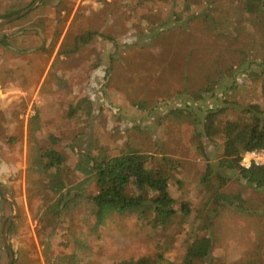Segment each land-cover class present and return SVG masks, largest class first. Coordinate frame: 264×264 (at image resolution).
Instances as JSON below:
<instances>
[{"label": "rangeland", "instance_id": "rangeland-1", "mask_svg": "<svg viewBox=\"0 0 264 264\" xmlns=\"http://www.w3.org/2000/svg\"><path fill=\"white\" fill-rule=\"evenodd\" d=\"M32 1L0 0V19L27 8ZM61 1L73 11L57 50L47 57L40 48L44 39L51 40ZM153 3L147 7L136 6L137 0H49L26 17L1 26L0 39L7 36L9 46L0 45V183L29 217L25 127L36 110L41 112L44 132L54 130L62 135V151L69 153L65 147L69 142L78 153L129 142L177 162L175 177L180 187H171L173 196L178 201L189 199L195 212L211 210L208 192H201L206 162L197 152L199 117L178 121L170 112L190 107L203 117L231 100L263 103L264 27L258 18L253 21L244 16L233 1H221L208 11L199 0H191V11L178 19L174 13L181 11V5L170 7L162 0ZM90 31L101 36L76 53L61 55L53 66L61 45L72 47L77 37ZM84 97L94 103L91 121L77 125L63 121L67 106ZM135 103L145 104V109L135 108ZM11 135L24 137L8 144L6 137ZM206 146L209 152L213 150L212 144ZM69 155L75 162L74 153ZM223 190L241 194L252 213L231 208L220 211L214 220L209 261L264 264V191L252 190L237 179ZM12 215V205L0 198V264L9 262L2 237ZM86 217L79 218L81 224L87 222ZM30 226L33 243L27 246L14 231L9 233V242L20 254L37 247L41 264H45L44 249L34 233L36 223ZM86 230L83 225L82 232ZM147 230L136 218L112 219L88 239L94 264L154 254V240ZM78 237L82 240V234ZM63 242L67 240L59 234L52 240L54 252H63ZM184 244H174L166 256L179 260ZM74 247L70 245L71 250Z\"/></svg>", "mask_w": 264, "mask_h": 264}, {"label": "trees", "instance_id": "trees-1", "mask_svg": "<svg viewBox=\"0 0 264 264\" xmlns=\"http://www.w3.org/2000/svg\"><path fill=\"white\" fill-rule=\"evenodd\" d=\"M48 1L43 0L41 5ZM154 1L137 0L136 6L149 7ZM162 1L170 7L182 6L179 13H174L175 19L193 8L191 0ZM199 1L209 11L224 0ZM228 1L240 6L244 16H250L251 20L258 18L264 27V0ZM61 4L62 1L57 6L51 40L44 39L40 48L47 57L57 50L73 11L72 7ZM25 8L1 18L12 17ZM210 18L209 14L206 19ZM98 36L101 34L90 31L77 37L72 47L61 45L53 66L57 65L61 55L78 52ZM7 39V36H3L0 45L8 47ZM260 89L264 96V80ZM245 99L227 101L217 109L208 110L203 117L192 113L190 107L175 108L170 112L171 117L178 121L196 120L199 117L197 152L206 162L201 192L209 193L206 196L209 195L208 200L212 205L207 213L195 212L189 199L178 201L173 196L171 187H180L175 177L179 167L177 162L144 152L129 142L89 148L80 153L69 142L65 147L69 153H74L75 162H72L69 153L60 149L62 135L54 130L44 132L45 123L41 112L36 110L25 127V185L31 215L29 217L19 206L20 214L13 221L9 233L14 231L17 236H22L28 246L30 241H35L30 226L31 222H35L34 233L44 249L45 264H94L88 244L91 235L99 233L114 218H136L148 227L156 251L154 254L144 253L138 257L115 260L111 264H214L209 258L213 252L216 216L226 208L252 213L247 207L248 200L241 194L223 190L227 183L237 179L252 190L264 191V166L245 169L240 165L245 152L264 149V99L263 103ZM134 105L140 110L146 106L143 103ZM93 115V100L84 97L70 103L62 117L69 125H77L81 121L89 123ZM23 137L11 135L6 140L8 144H15ZM207 143L212 144L211 152ZM0 198L7 202L1 193ZM85 215H88L87 222L81 224L79 218ZM83 225L87 226L86 233L82 232ZM79 233L82 240L78 237ZM58 234L67 240L62 244L65 249L61 253L54 252L52 248V240ZM181 241L185 242V249L180 259L173 260L166 256L174 244ZM71 244L75 246L73 250L70 249ZM29 249L28 254H20L13 249L14 264H41L37 247Z\"/></svg>", "mask_w": 264, "mask_h": 264}, {"label": "water", "instance_id": "water-1", "mask_svg": "<svg viewBox=\"0 0 264 264\" xmlns=\"http://www.w3.org/2000/svg\"><path fill=\"white\" fill-rule=\"evenodd\" d=\"M43 0H35L30 6H28L26 9L21 11L18 14L13 15L9 18L0 19V27L1 26H7L11 23H14L24 17H26L29 13L34 11L42 2ZM0 193L4 197L5 200H7L13 207V215L9 218L8 222L5 225L4 231H3V237L2 241L4 246L6 247L8 253H9V262L8 264H14L15 255L13 248L11 247V244L9 242V230L13 223V221L19 216L20 210L19 206L16 203L13 195L0 183Z\"/></svg>", "mask_w": 264, "mask_h": 264}, {"label": "built area", "instance_id": "built-area-1", "mask_svg": "<svg viewBox=\"0 0 264 264\" xmlns=\"http://www.w3.org/2000/svg\"><path fill=\"white\" fill-rule=\"evenodd\" d=\"M240 165L245 169L264 166V149H256L245 152L242 155Z\"/></svg>", "mask_w": 264, "mask_h": 264}]
</instances>
